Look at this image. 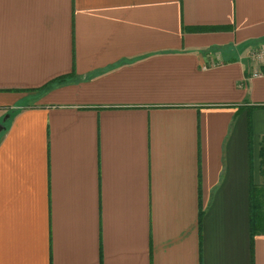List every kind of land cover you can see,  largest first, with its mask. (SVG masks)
I'll return each mask as SVG.
<instances>
[{
    "label": "crops",
    "instance_id": "1",
    "mask_svg": "<svg viewBox=\"0 0 264 264\" xmlns=\"http://www.w3.org/2000/svg\"><path fill=\"white\" fill-rule=\"evenodd\" d=\"M263 45L264 0H0V264H264Z\"/></svg>",
    "mask_w": 264,
    "mask_h": 264
},
{
    "label": "trees",
    "instance_id": "2",
    "mask_svg": "<svg viewBox=\"0 0 264 264\" xmlns=\"http://www.w3.org/2000/svg\"><path fill=\"white\" fill-rule=\"evenodd\" d=\"M220 27L212 26H197V27H183V30L188 31H213ZM65 77L56 79L57 82H63ZM55 81V82H56ZM48 86V85H47ZM260 156V175L261 185H250V210H251V223L253 232L262 231L264 226V136L261 138L259 147Z\"/></svg>",
    "mask_w": 264,
    "mask_h": 264
},
{
    "label": "built area",
    "instance_id": "3",
    "mask_svg": "<svg viewBox=\"0 0 264 264\" xmlns=\"http://www.w3.org/2000/svg\"><path fill=\"white\" fill-rule=\"evenodd\" d=\"M255 52L256 51H254L252 54L257 56V57L260 56L261 54H263L264 53V45L262 46V48L259 51L257 50V52L256 53Z\"/></svg>",
    "mask_w": 264,
    "mask_h": 264
},
{
    "label": "rangeland",
    "instance_id": "4",
    "mask_svg": "<svg viewBox=\"0 0 264 264\" xmlns=\"http://www.w3.org/2000/svg\"><path fill=\"white\" fill-rule=\"evenodd\" d=\"M261 48H262V47H260V49H261ZM260 49H259V50H260ZM259 50H258V51H259ZM254 51H255V50H254ZM255 53H256V52H255Z\"/></svg>",
    "mask_w": 264,
    "mask_h": 264
}]
</instances>
